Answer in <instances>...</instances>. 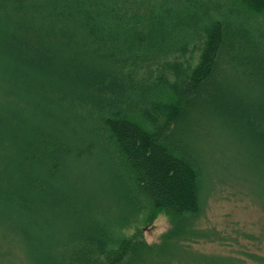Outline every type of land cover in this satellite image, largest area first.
<instances>
[{
    "label": "trees",
    "instance_id": "obj_1",
    "mask_svg": "<svg viewBox=\"0 0 264 264\" xmlns=\"http://www.w3.org/2000/svg\"><path fill=\"white\" fill-rule=\"evenodd\" d=\"M243 165L264 187V0H0V223L29 264H264L192 246L226 239L198 222L220 184L254 195Z\"/></svg>",
    "mask_w": 264,
    "mask_h": 264
},
{
    "label": "rangeland",
    "instance_id": "obj_2",
    "mask_svg": "<svg viewBox=\"0 0 264 264\" xmlns=\"http://www.w3.org/2000/svg\"><path fill=\"white\" fill-rule=\"evenodd\" d=\"M212 144L219 149L227 150L222 147L219 141H211ZM202 146V145H200ZM208 149L213 150L212 146ZM231 151L226 152L223 165L233 168L235 163L242 161L248 162V157H242L237 153L236 159L229 158ZM219 153L206 150L204 154V167L216 173L217 176L228 177L227 168H222L218 161L221 160ZM241 158V160H240ZM241 166V164H240ZM236 171L238 180L242 181L247 187V192L252 191L255 195L245 193L235 185L223 183L218 186L216 192L207 198L204 209L198 217V222L202 226L212 225L225 234L226 239L222 243L217 241H207L193 243L192 246L204 251L218 252H235V250H250L264 255V187L260 186L253 178L248 175V170L243 165ZM248 179V180H246ZM253 182H252V181ZM246 191V188H245ZM263 192V196L256 193ZM258 197V198H257ZM259 200V201H258ZM170 222L163 213H158L149 225H144L141 215L135 223L128 225L124 230L132 231L134 225L140 226L142 235L146 241L151 239L156 241L161 231L169 226ZM11 231L4 224L0 223V264H29L21 241L16 240ZM233 239H230V238ZM236 240V242H235ZM239 242V244L237 243ZM21 244H20V243Z\"/></svg>",
    "mask_w": 264,
    "mask_h": 264
},
{
    "label": "clouds",
    "instance_id": "obj_3",
    "mask_svg": "<svg viewBox=\"0 0 264 264\" xmlns=\"http://www.w3.org/2000/svg\"><path fill=\"white\" fill-rule=\"evenodd\" d=\"M148 243H152V240H151V239H149V240H148Z\"/></svg>",
    "mask_w": 264,
    "mask_h": 264
}]
</instances>
